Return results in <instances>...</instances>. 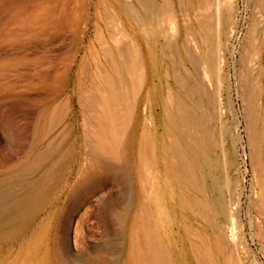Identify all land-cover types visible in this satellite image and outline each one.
<instances>
[{"label":"bare ground","instance_id":"bare-ground-1","mask_svg":"<svg viewBox=\"0 0 264 264\" xmlns=\"http://www.w3.org/2000/svg\"><path fill=\"white\" fill-rule=\"evenodd\" d=\"M41 1L46 10L59 9L66 15L72 6L78 10L90 6L88 0ZM179 4L186 21L183 35L170 15V0L159 4L97 0L95 9L103 8L106 14L113 9V18L123 23V37L105 41L103 34L98 35L99 44H93L82 60L83 80L76 82L87 120L82 144L70 139L69 127L58 133L70 115L69 100L59 102L70 88L69 71L26 84V92L48 91L52 98L34 126L29 149L0 168V258L10 257L15 246L32 231L35 234L40 219L41 232L52 228L62 197L96 184L102 171L120 175L124 186L110 199L100 200L125 239L124 249L119 242L114 246L113 259L118 263L216 264L213 250H227L228 235L230 241L235 239L237 202L228 176L232 154L205 126L207 120L223 117V111L218 93L206 88L203 66L213 68L218 62L222 68V55L217 57L211 47L215 39L235 33V10L230 0H179ZM256 5L264 13V0ZM37 22L32 17L25 24L30 28ZM253 29L257 30L255 25ZM202 44L211 47L204 50ZM184 63L192 66V76L182 69ZM248 76L242 83L245 91ZM250 87L249 130L256 142L254 161L261 168L263 133L258 130L261 118L254 102L259 91ZM11 98L12 93L3 94L0 105ZM37 102L42 105L41 99ZM260 201L264 215V187ZM106 249H98L99 260H108L102 256ZM20 264L28 263L23 259Z\"/></svg>","mask_w":264,"mask_h":264},{"label":"rangeland","instance_id":"rangeland-1","mask_svg":"<svg viewBox=\"0 0 264 264\" xmlns=\"http://www.w3.org/2000/svg\"><path fill=\"white\" fill-rule=\"evenodd\" d=\"M88 1L90 6L86 10L72 6L66 15L59 9L57 12L52 8L46 10L41 0H0V13L10 12L0 14V62L4 60V64L0 63V97L12 93L10 101L0 105V168L14 163L29 149L34 126L44 105L52 98L48 91L26 92V84L46 82L48 76L65 71H69L70 88L59 102L69 100L70 115L67 122L60 125L58 133L69 127L70 139L78 145L82 144L87 120L78 102L76 87V82L83 80L79 76L82 60L88 57L93 44H99L96 42L98 35L103 34L105 41H112L110 39L114 35L116 40L123 37V23L113 18V9L108 8L109 14H106L103 8L95 9L97 0ZM154 1L159 4L161 0ZM170 1V15L174 16L179 35H183L185 14L179 7V0ZM228 1L222 0L223 3ZM256 1L230 0L235 10V33L215 39L212 47L202 44V49L211 47L217 57L222 55L224 61L221 69L218 62L213 68L203 65L207 70L206 88L211 94L212 91L218 93L223 111V117L207 120L205 126L223 148L228 147L231 151L228 176L233 199L237 202L235 239L230 241V234L228 240L231 243L228 242L227 250H213L216 264H264V215L260 213V193L264 187V13L257 7ZM12 17L18 19L14 21ZM32 17H36L38 22L29 28L25 23ZM8 19L10 24L6 23ZM22 19L27 20L23 23ZM73 19L81 23L75 25ZM104 22L109 25L108 31ZM254 25L257 30L252 32ZM251 33L253 35L249 36ZM181 67L186 75L192 76L193 68L189 63ZM247 76L251 79V82L248 79L249 91L242 89ZM250 85L259 91V94L256 91L254 102L257 115L261 118L258 130L263 133L259 148L261 168L254 161L256 142L249 130ZM40 99L42 105L37 102ZM78 152L81 153V150L78 149ZM222 164L226 167L224 158ZM122 185L120 175L116 177L102 171L96 184H91L89 188L81 186L73 194L63 196L61 211L52 228L41 232L42 219L37 221L35 234L31 232L32 236L29 235L26 240L28 242H21L12 249L15 259L10 254L8 258L1 257L0 264H20L23 259L28 264H124L115 261L113 255L115 243L119 242L124 249L125 239L119 236L118 226L100 202L124 189ZM102 247H107L102 253L107 261L97 257L100 254L98 249Z\"/></svg>","mask_w":264,"mask_h":264}]
</instances>
